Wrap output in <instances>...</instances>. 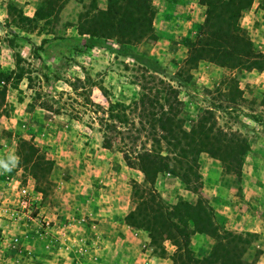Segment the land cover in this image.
Returning a JSON list of instances; mask_svg holds the SVG:
<instances>
[{
	"label": "rangeland",
	"instance_id": "obj_1",
	"mask_svg": "<svg viewBox=\"0 0 264 264\" xmlns=\"http://www.w3.org/2000/svg\"><path fill=\"white\" fill-rule=\"evenodd\" d=\"M111 1L0 0V87L6 89L0 159L10 164V154L20 158L12 171L0 169V264H173L176 247L166 235L155 243L128 220L133 186H146V180L126 164L119 141L104 148L91 114L73 119L72 103L60 114L44 108L47 101L57 106L74 98L76 79L87 82L91 99L102 107L129 104L141 91L145 69L178 88L188 130L213 111L212 123L249 144L240 171L201 155L199 195L221 230L236 238L242 262L264 264V71L201 62L186 71L191 81L179 84L176 75L206 7L200 0H151L156 38L122 45L111 32L92 35L82 25ZM241 25L264 55V0L253 2ZM25 141L39 150L27 154L34 156L29 165L20 150ZM155 187L169 209L199 199L168 173L158 175ZM190 246L201 259L216 241L195 232Z\"/></svg>",
	"mask_w": 264,
	"mask_h": 264
},
{
	"label": "trees",
	"instance_id": "obj_2",
	"mask_svg": "<svg viewBox=\"0 0 264 264\" xmlns=\"http://www.w3.org/2000/svg\"><path fill=\"white\" fill-rule=\"evenodd\" d=\"M150 1L112 0L108 9L100 15L84 17L82 25L86 31L88 28L93 30L95 33L92 35L100 30L106 34L111 32L109 36L115 37L122 45L156 38L153 26L155 13ZM254 1L200 0V4L206 7V18L197 38L190 45L184 66L176 75V82L189 83L192 76H187L186 71L197 68L201 62L232 69L264 71V55L258 52L248 31L241 25L243 15ZM75 49L80 51L81 47L76 46ZM144 74L141 91L129 104L109 101V108L102 107L91 99L87 82L76 79L72 85L74 98H69V102L60 100L57 106L47 101L44 108L60 114L72 103L73 119L81 121L85 115L91 114L89 119L103 133L104 148L114 149L119 141L121 146L118 148L126 164L140 170L146 180V186H133L135 207L128 220L148 231L155 243L166 235L176 247L173 264H244V251L238 249L236 238L231 232L221 230L214 209L199 195V161L201 155L207 153L219 159L224 167L232 166L240 171L250 151L249 144L225 132L217 123H212L213 111L206 112L188 130L185 105L178 88L147 69ZM100 91L105 94L104 89ZM5 101L6 89L0 87V109ZM20 150L22 157L25 158L26 154V165L31 164L34 158L27 159V154L39 152L26 141L22 142ZM46 164L48 177L51 163ZM163 173L179 178L199 196L198 202L195 205L185 202L169 209L155 187L158 175ZM176 220L183 225L179 226ZM188 222L193 225L192 232L188 230ZM195 232L216 241L215 249L208 257H194L190 245L191 235Z\"/></svg>",
	"mask_w": 264,
	"mask_h": 264
},
{
	"label": "clouds",
	"instance_id": "obj_3",
	"mask_svg": "<svg viewBox=\"0 0 264 264\" xmlns=\"http://www.w3.org/2000/svg\"><path fill=\"white\" fill-rule=\"evenodd\" d=\"M8 160L10 161V164L5 163L3 159H0V169H3L5 172L12 171V169L19 164L20 158L15 154H10Z\"/></svg>",
	"mask_w": 264,
	"mask_h": 264
},
{
	"label": "built area",
	"instance_id": "obj_4",
	"mask_svg": "<svg viewBox=\"0 0 264 264\" xmlns=\"http://www.w3.org/2000/svg\"><path fill=\"white\" fill-rule=\"evenodd\" d=\"M26 192V190H24V193Z\"/></svg>",
	"mask_w": 264,
	"mask_h": 264
},
{
	"label": "crops",
	"instance_id": "obj_5",
	"mask_svg": "<svg viewBox=\"0 0 264 264\" xmlns=\"http://www.w3.org/2000/svg\"><path fill=\"white\" fill-rule=\"evenodd\" d=\"M218 224H219V222H218ZM221 224V223H220Z\"/></svg>",
	"mask_w": 264,
	"mask_h": 264
}]
</instances>
